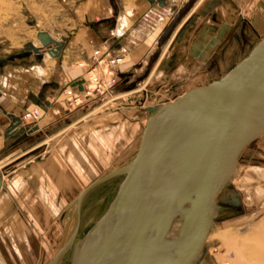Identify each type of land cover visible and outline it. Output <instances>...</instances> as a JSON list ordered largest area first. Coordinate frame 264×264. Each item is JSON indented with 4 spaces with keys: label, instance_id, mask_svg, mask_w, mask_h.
Wrapping results in <instances>:
<instances>
[{
    "label": "crops",
    "instance_id": "1",
    "mask_svg": "<svg viewBox=\"0 0 264 264\" xmlns=\"http://www.w3.org/2000/svg\"><path fill=\"white\" fill-rule=\"evenodd\" d=\"M245 2L78 0L75 14L79 28L71 39L60 41L61 38L49 31L65 44L60 57L50 54V47L47 53L51 61H45L46 52L42 54V51H30L24 56L17 55L23 51H0V264L44 263L43 257H36L35 254L39 250L42 253L51 242L56 226L63 228L59 214L64 211L68 215L69 208L65 209L68 198L85 184L78 190L77 195H80L100 177V165L108 163L112 153L106 149L112 147L111 141L118 128L121 131L127 123L124 110L118 108L117 112L114 110V113L105 114L102 122L82 125L64 136L59 135L62 131L53 136L46 134L60 121L53 124L57 119L50 115L47 107L43 109L41 97L48 96L56 83L59 86L85 77L83 69L60 65L64 52L72 47L73 53L78 55L82 51L80 57L85 53V60L90 62L94 48L109 46L115 53L125 54L134 60L132 65L120 67L119 84L133 76V68L140 71L151 69L155 81L173 84L201 67L207 57H201L198 50L205 56V51L211 48L208 39L216 40V44L225 26L234 28L241 19L245 20ZM157 8L160 15L150 17V13ZM124 17L127 18V26L120 30L119 21H126ZM175 18V25L164 38L166 27ZM228 18L230 23L225 21ZM179 30L183 31V37L173 38ZM53 48L57 45L53 44ZM12 54L15 57L9 58ZM21 58L28 60L29 64H24ZM36 64L42 66L43 73L37 70ZM24 69L30 71L29 78L25 79L22 75ZM58 69L60 75L53 79ZM43 103L49 106L48 99ZM35 106L43 112L41 121L34 125L23 121V125L10 135L5 134L11 124V115L22 116V110ZM86 110V107H81L71 115L67 114L68 117L62 121L80 116ZM104 121L107 124L103 127ZM57 135L59 137L53 148H49L46 137L52 139ZM40 146L48 150L37 152L35 149Z\"/></svg>",
    "mask_w": 264,
    "mask_h": 264
},
{
    "label": "water",
    "instance_id": "2",
    "mask_svg": "<svg viewBox=\"0 0 264 264\" xmlns=\"http://www.w3.org/2000/svg\"><path fill=\"white\" fill-rule=\"evenodd\" d=\"M176 21L173 19L166 27L164 38ZM38 36L42 47L31 44L17 55L41 53L43 47L49 46L50 54L61 56L64 42L48 31H40ZM53 44L57 48L51 49ZM83 81L78 79L73 84L82 88ZM11 118L6 135L23 125L21 116ZM262 134L264 37L220 78L148 108L133 158L91 184L93 187L123 175L108 208L78 240L69 264H88L94 256L96 238L100 264H119L121 249L137 241L138 251L130 257L131 264H193L236 198L232 184L244 150ZM155 178L164 180L165 188L150 216L152 225L138 235L137 210ZM81 201L80 195L78 215ZM183 202L187 210L179 237L163 250L164 232ZM148 218L143 214L141 221Z\"/></svg>",
    "mask_w": 264,
    "mask_h": 264
},
{
    "label": "rangeland",
    "instance_id": "3",
    "mask_svg": "<svg viewBox=\"0 0 264 264\" xmlns=\"http://www.w3.org/2000/svg\"><path fill=\"white\" fill-rule=\"evenodd\" d=\"M245 1V20L241 19L234 28L232 26H225L219 38H217L218 41L216 44V40L213 42L212 39H208L207 43L209 46L211 45V48L209 50L206 49L205 56L203 52H199L198 50V54L201 57H207L202 62L201 67L176 83L168 84L165 81L157 82L152 77L151 69L149 71L147 69L140 71L139 68H133V76L129 80H122L111 96L106 99L90 101L80 107H69L67 109L60 108L59 103L65 98V89L70 83L64 82L59 86L56 83L53 91L48 96H42L40 99V102L44 106L43 109L48 108L50 115L57 119L53 124L60 121L57 126L46 134L53 136L56 132L62 131L59 135L62 134L61 136H64L70 130L74 132L73 130L79 129L82 125L84 126L95 121L102 122L105 119L103 117L105 114L109 115V113H114V110L117 112L119 108L124 110L127 123H125L121 131L118 128L116 135H114L111 141L112 147L108 146L109 148L106 149L112 151L109 156L110 161L108 160V163L100 165L101 171L99 176L102 177L111 170L119 168L129 162L136 153L140 143L148 113L147 106L150 107L173 100L185 90L210 83L220 78L246 57L264 37V0ZM77 2L78 0H0V51L4 53H17L24 51L31 44H36L35 42L42 45L38 36L41 30L51 31L56 37L61 38L59 39L60 41H69L79 28V20L76 19L75 14ZM124 19L127 21L126 17ZM225 21L231 22L229 18ZM183 34L181 30L176 31L173 38L180 39L183 37ZM48 47H43L42 50H48ZM72 50V47H70L64 52V57L59 61L60 65L64 64L65 67L83 69V76L87 77L92 59L90 62H87L85 60V53L80 57L82 51L77 55V52L75 54ZM21 59L24 60V64H29L28 60ZM81 62L84 64L81 65ZM133 62L132 57L125 55L123 65L129 66ZM41 72L43 73L44 70L41 69ZM30 74L28 69H24V73H22L25 79L29 78ZM53 75V79L57 75H60V69ZM46 99H48L49 106L43 103ZM81 107H86L87 110L85 113L62 121L64 117H68L66 116L67 114L70 113L71 115L72 112ZM57 108L60 109L58 110ZM22 112L24 113L23 110ZM140 117L142 118L141 120ZM42 118L43 112L39 121ZM106 124V122L102 124L103 127ZM59 135L52 139L46 137V145L49 148H53ZM263 144L264 134L259 136L255 142L244 150L238 171H242V169L249 170L250 172L251 169L252 171L253 169L258 171L264 170ZM35 150L37 152H43L48 150V148H41L40 146ZM122 179L123 175L120 174L100 182L84 196L81 211V225L75 243L78 242L85 231L108 208ZM240 181L243 183H239ZM84 185L79 186L76 192L78 193ZM232 185L236 198L232 202V205H230L231 207L224 211L223 218L212 231L206 247L193 264H218L219 262L236 264L232 252L228 250L227 245L222 242V239L217 236V233L224 230L228 234H233L238 238L245 237L247 238L246 240H250L249 238L254 236L257 230L256 225L264 220V175L255 180H246L241 175L239 176V172H237ZM241 185L243 187L239 188ZM258 186H263V188L257 191L256 189L260 188ZM77 193L68 198V205L65 208H69L68 215H65L64 211L59 214L63 228L56 226L57 221L55 220L56 228L50 240L51 242L44 248L42 253L39 250L35 254L36 257H43V264H50L74 227L76 222V199L79 196ZM240 201L242 202L240 203ZM70 258L71 254L66 255V262L64 264H68ZM252 261L256 264L262 263L259 256L252 259Z\"/></svg>",
    "mask_w": 264,
    "mask_h": 264
},
{
    "label": "bare ground",
    "instance_id": "4",
    "mask_svg": "<svg viewBox=\"0 0 264 264\" xmlns=\"http://www.w3.org/2000/svg\"><path fill=\"white\" fill-rule=\"evenodd\" d=\"M156 10H153L150 13V17L157 18L160 15L159 8H157ZM119 25H120V30H123L127 26V21H124L123 19H121L119 21ZM41 31H46V30H41ZM42 46L43 45H38V47H42ZM47 51L48 50H45V49L42 50V54H45V52H46L45 61H51L50 55L47 53ZM55 57H57V56H55ZM35 67L40 72H41V69H43L42 66H40L39 64H36ZM145 122H146V119H145ZM113 170H111L110 172H112ZM110 172H108V173H110ZM237 172H239V176L241 175L242 178L244 177L247 180L248 179H254L255 180L257 178H260L261 176L263 177V175H264V170L258 171L256 169H253V171L251 169V172L249 170H245V169H242V171L237 170ZM108 173H106V174H108ZM163 182H164V180H162V179H160V180L156 179V178L153 179L152 182L149 184V186L146 190V193H145L144 197L142 198V201L139 204L140 206H139V209L137 210L138 213L136 215V221H137L136 224L138 225V231H137L138 235L144 233V230L147 231L149 229V226L152 225L150 222V219L152 217L151 214L154 213L153 209H155L157 207V203L159 202L160 198L162 197V192L165 188L163 185ZM239 183H243V182L240 181ZM91 184L88 187H86L80 193V195L82 196V201H81V205H80V215H78V211H77L78 198L80 197V195L77 197L76 209H75L76 222L74 224V227H73L71 233L66 238L65 242L63 243V245L61 247V248L64 247L63 251L60 253L59 256H57V258L55 255V257H53L50 264H64L66 262L65 261L66 255L71 254V257H72V255L74 253L73 248L75 249L76 245H77V243H75V241H76V238L78 236V232L80 230V225H81V211H82L83 199H84V196H86V194L95 186L94 185L92 187ZM242 187L243 186L241 185L239 188H242ZM258 187H260V188H258ZM258 187H257L258 189H256L257 191H260L263 188V186H258ZM253 193H255V192H253ZM133 194L134 193L130 194L128 196V199ZM135 202L137 204L138 200H135ZM241 202L242 201H240V203ZM186 210H187V203L183 202V204H181V206L179 207L176 214H174V216L170 219L168 226L164 232V236H163V240L165 241L164 244L162 245L163 250L165 248L171 247L170 245H172V244H170V243H173L178 239L179 233H180V228L182 227L183 221L185 219ZM142 213L144 215H147L149 218L145 219L144 221H141L142 215H143ZM139 223H141V224L139 225ZM256 226H257V230H256L254 236L249 238L250 240H246L247 238H245V237L244 238H238L233 234H228L224 230L217 233V236L219 238H221L222 242H224L227 245L228 250L230 252H232V255L235 259L236 264H256L252 261V259H254L255 257H258V256L262 260L261 264H264V220L259 222ZM73 236H74V241L72 240ZM170 240L172 242H170ZM251 240H252V242H250ZM96 243L97 244L95 245V249L93 251V255H94L92 257L93 259L91 258L92 260L90 259L88 264H100V260L97 258L99 256V247H100L98 238H96ZM137 246H138V241L133 242L131 245L126 247V249L122 248L120 251V254L118 256L119 264H131L130 257L132 256L133 253H134L133 255L137 254L138 250H135V248ZM133 248H134V250L132 251ZM70 260H71V258H70ZM218 264H230V263L219 262Z\"/></svg>",
    "mask_w": 264,
    "mask_h": 264
},
{
    "label": "built area",
    "instance_id": "5",
    "mask_svg": "<svg viewBox=\"0 0 264 264\" xmlns=\"http://www.w3.org/2000/svg\"><path fill=\"white\" fill-rule=\"evenodd\" d=\"M124 61L125 55L115 53L109 46L94 48L92 63L87 77H83L82 88L79 87V84L70 83L65 89L66 96L60 101L59 107L62 109L80 107L90 101L106 99L120 82L119 69ZM41 115V108L35 106L25 110L21 117L24 122L34 125L40 120Z\"/></svg>",
    "mask_w": 264,
    "mask_h": 264
}]
</instances>
